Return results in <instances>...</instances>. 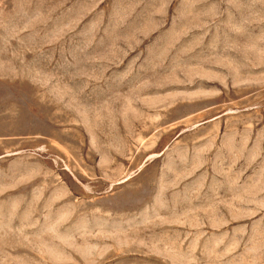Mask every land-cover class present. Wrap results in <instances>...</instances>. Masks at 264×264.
<instances>
[{
	"label": "rangeland",
	"instance_id": "rangeland-1",
	"mask_svg": "<svg viewBox=\"0 0 264 264\" xmlns=\"http://www.w3.org/2000/svg\"><path fill=\"white\" fill-rule=\"evenodd\" d=\"M0 264H264V0H0Z\"/></svg>",
	"mask_w": 264,
	"mask_h": 264
}]
</instances>
